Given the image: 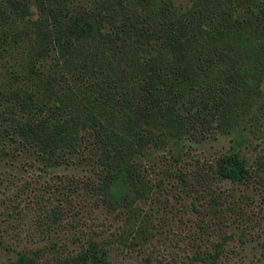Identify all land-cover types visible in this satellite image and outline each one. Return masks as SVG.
Wrapping results in <instances>:
<instances>
[{"label":"trees","instance_id":"obj_1","mask_svg":"<svg viewBox=\"0 0 264 264\" xmlns=\"http://www.w3.org/2000/svg\"><path fill=\"white\" fill-rule=\"evenodd\" d=\"M197 90L223 91L217 128L236 146L248 141L242 120L264 127V0H0V155L13 141L42 169L85 166L77 188L124 215L114 239L54 264H170L145 244L149 221L137 205L153 190L142 155L163 146L179 159L189 129L182 110ZM213 166L224 182L255 185L264 201V145L252 167L236 152ZM220 196L209 220L236 216ZM224 233L206 231L213 252L186 264L224 263ZM0 264L41 263L20 254Z\"/></svg>","mask_w":264,"mask_h":264},{"label":"rangeland","instance_id":"obj_2","mask_svg":"<svg viewBox=\"0 0 264 264\" xmlns=\"http://www.w3.org/2000/svg\"><path fill=\"white\" fill-rule=\"evenodd\" d=\"M213 92L197 90L186 97L189 106L182 113L189 129L179 159L163 146H150L142 155V173L153 190L137 205L138 214L149 221L145 244L157 248L164 262L186 264V256L196 251L213 252L206 231L224 230L221 264H228L230 256L244 264H264L262 192L252 183L222 181L213 166L236 152L246 167H252L264 145V127L242 120L240 129L248 141L236 146L233 134L217 128L216 115L226 97L222 90ZM3 108L6 105L0 103ZM21 146L24 149L12 141L8 158L0 155V263L22 254L54 264L90 241H110L126 229L122 213L105 209L91 192L86 193L87 185L77 188L79 180L88 179L85 166L42 169L36 155ZM219 196L225 214L234 209L236 216L226 214L222 221L205 216L217 209ZM237 215L244 218L235 221ZM200 221L207 222L205 231L200 230ZM194 233L199 235L195 240Z\"/></svg>","mask_w":264,"mask_h":264}]
</instances>
